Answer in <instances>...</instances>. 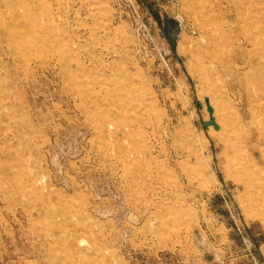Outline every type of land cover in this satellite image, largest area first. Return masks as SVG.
<instances>
[{
    "label": "rangeland",
    "instance_id": "obj_1",
    "mask_svg": "<svg viewBox=\"0 0 264 264\" xmlns=\"http://www.w3.org/2000/svg\"><path fill=\"white\" fill-rule=\"evenodd\" d=\"M216 3L0 0V264H264Z\"/></svg>",
    "mask_w": 264,
    "mask_h": 264
},
{
    "label": "bare ground",
    "instance_id": "obj_2",
    "mask_svg": "<svg viewBox=\"0 0 264 264\" xmlns=\"http://www.w3.org/2000/svg\"><path fill=\"white\" fill-rule=\"evenodd\" d=\"M183 2L185 5H189V0H183ZM216 4L219 5L220 19L225 23H229L231 31L229 34L225 32L231 43V50L227 56L223 55V57H226L228 63L227 69L231 77L229 80L230 87L232 90H236L238 104L231 117H225L224 115L217 118L215 102L212 98H209L213 106V113L209 122L213 126H218V128H220V123L229 126L234 121L240 126L241 124H247L248 127L240 129L238 134L244 142V147H241V149L249 151L253 160L257 158L256 153L259 150V143L264 137V103L260 102L264 99V0H223L220 2L217 0ZM190 10L195 15L200 14L195 7ZM205 20L202 18L199 24L201 30H205L207 26ZM210 38L206 37L207 47L199 49V65L193 69L196 77L207 84L208 92L213 89V76L210 67L205 63V58H214V60L215 58H222V54L219 57L216 53L220 41H218L216 35L214 37L210 36ZM248 46L252 48H248ZM214 62H217V60ZM226 130L227 128L224 131ZM227 136L225 142L230 145L231 134L228 133ZM234 145L235 143H233L232 150ZM259 157L264 160L263 153H260ZM45 205L47 206V203Z\"/></svg>",
    "mask_w": 264,
    "mask_h": 264
},
{
    "label": "water",
    "instance_id": "obj_3",
    "mask_svg": "<svg viewBox=\"0 0 264 264\" xmlns=\"http://www.w3.org/2000/svg\"><path fill=\"white\" fill-rule=\"evenodd\" d=\"M209 110L212 112V111H213V107L210 106V107H209ZM206 124L208 125V124H210V122H209V121H206ZM215 127L218 128V126H216V125H215Z\"/></svg>",
    "mask_w": 264,
    "mask_h": 264
}]
</instances>
